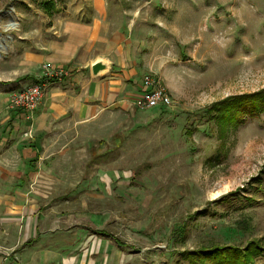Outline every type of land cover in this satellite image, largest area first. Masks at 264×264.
Instances as JSON below:
<instances>
[{
	"label": "rangeland",
	"instance_id": "rangeland-1",
	"mask_svg": "<svg viewBox=\"0 0 264 264\" xmlns=\"http://www.w3.org/2000/svg\"><path fill=\"white\" fill-rule=\"evenodd\" d=\"M94 20L125 42L110 57L137 70L135 92L150 74L171 106L115 105L104 143L79 138L69 159L54 157L46 183L1 178L0 198L30 194L63 214L92 207L122 241L109 264H264V0H0V138L17 115L12 96L46 68L64 69L28 71L24 51L65 21ZM36 113L3 134L0 166L13 175L30 156ZM98 176L108 184L85 187ZM95 253L92 264H104Z\"/></svg>",
	"mask_w": 264,
	"mask_h": 264
},
{
	"label": "crops",
	"instance_id": "crops-1",
	"mask_svg": "<svg viewBox=\"0 0 264 264\" xmlns=\"http://www.w3.org/2000/svg\"><path fill=\"white\" fill-rule=\"evenodd\" d=\"M51 31V35L42 32L35 50L24 51L22 57L29 62L25 69L36 71L40 65L52 63L54 67L64 68L67 74L42 80L45 95L35 116L30 156L18 164L22 170L17 175L12 173L13 166H0L4 172L0 179L3 178L5 184L18 182L23 186L30 180L46 183L45 170L54 167L57 154L69 159V152L77 147L79 138L85 146L87 142L92 143L93 136L104 143L102 136L108 131L110 110H114L115 105L130 107L142 91V81L135 87L136 92L132 87L137 70L126 69L128 63L124 60L111 59L110 56L118 57L124 52L125 42L118 43L109 37V25L96 20L89 25L65 21L60 29ZM98 61L106 62L108 67L93 75L92 65ZM33 78L29 74L21 77ZM41 78H35V82ZM16 113L8 132L2 131L0 146L4 143L3 134L12 135L25 120L22 112ZM91 127L95 128V134ZM113 135L117 146L121 145L117 132ZM90 152L88 165L93 163L94 157L98 158L92 154V145ZM97 152L101 151L97 149ZM6 171L10 175H6ZM94 182L96 187L108 184L101 176L86 179L83 184L92 188ZM72 196L64 198L70 200ZM45 197L42 196L43 201ZM30 200L33 203H29ZM34 201L32 195L26 193L0 198V264H92L96 251L104 264H109V250L120 248L122 241L99 228L94 216L102 215H98V211L94 215L92 207L77 212L66 210L63 214L56 212L52 205H38Z\"/></svg>",
	"mask_w": 264,
	"mask_h": 264
},
{
	"label": "built area",
	"instance_id": "built-area-1",
	"mask_svg": "<svg viewBox=\"0 0 264 264\" xmlns=\"http://www.w3.org/2000/svg\"><path fill=\"white\" fill-rule=\"evenodd\" d=\"M44 78H62L67 74L64 69L53 71L46 68ZM42 77V78H43ZM44 96V85L41 82L29 85L11 98V106L17 111H22L26 117L31 116L37 110ZM172 100L165 90L159 78L147 74L142 80V91L133 105L140 110H149L158 107H170Z\"/></svg>",
	"mask_w": 264,
	"mask_h": 264
},
{
	"label": "water",
	"instance_id": "water-1",
	"mask_svg": "<svg viewBox=\"0 0 264 264\" xmlns=\"http://www.w3.org/2000/svg\"><path fill=\"white\" fill-rule=\"evenodd\" d=\"M107 67H108V64L106 62L98 61L92 65L91 70H92L93 75H98L104 70H106Z\"/></svg>",
	"mask_w": 264,
	"mask_h": 264
},
{
	"label": "trees",
	"instance_id": "trees-1",
	"mask_svg": "<svg viewBox=\"0 0 264 264\" xmlns=\"http://www.w3.org/2000/svg\"><path fill=\"white\" fill-rule=\"evenodd\" d=\"M45 78L43 77V78H41L38 82H41L42 83V80H44ZM49 79H54V77L53 78H49ZM257 102H258V100H256V102H254L255 103V105L257 104ZM258 109V108H257ZM22 112V111H21ZM23 113V112H22ZM25 115V114H24ZM205 252H208V250H206ZM214 253H216V252H212V255H214V256H216V254H214ZM223 256V255H222ZM225 256H226V254H225ZM213 259V258H212Z\"/></svg>",
	"mask_w": 264,
	"mask_h": 264
}]
</instances>
